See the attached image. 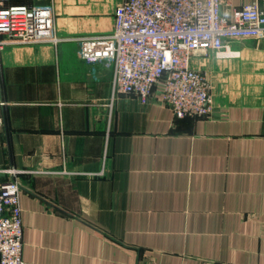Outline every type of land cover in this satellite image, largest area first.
<instances>
[{"label": "crops", "instance_id": "obj_1", "mask_svg": "<svg viewBox=\"0 0 264 264\" xmlns=\"http://www.w3.org/2000/svg\"><path fill=\"white\" fill-rule=\"evenodd\" d=\"M123 1L0 0L52 8L63 39L0 49V183L18 172L24 264H264V39L196 52L214 112L176 119L158 88L114 94L113 65L80 57Z\"/></svg>", "mask_w": 264, "mask_h": 264}, {"label": "built area", "instance_id": "obj_2", "mask_svg": "<svg viewBox=\"0 0 264 264\" xmlns=\"http://www.w3.org/2000/svg\"><path fill=\"white\" fill-rule=\"evenodd\" d=\"M222 0H124L114 12V31L81 37L85 63H111L114 94L146 101L159 89L176 119H201L214 112L208 76L191 66L198 52L217 56L233 40L264 39V11L257 3L221 14ZM52 8L14 5L0 9V49L8 44L58 45ZM0 183V264H24L21 184Z\"/></svg>", "mask_w": 264, "mask_h": 264}]
</instances>
